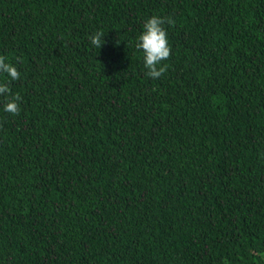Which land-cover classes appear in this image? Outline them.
<instances>
[{"label":"trees","instance_id":"trees-1","mask_svg":"<svg viewBox=\"0 0 264 264\" xmlns=\"http://www.w3.org/2000/svg\"><path fill=\"white\" fill-rule=\"evenodd\" d=\"M0 55V264H264V0H0Z\"/></svg>","mask_w":264,"mask_h":264},{"label":"clouds","instance_id":"clouds-1","mask_svg":"<svg viewBox=\"0 0 264 264\" xmlns=\"http://www.w3.org/2000/svg\"><path fill=\"white\" fill-rule=\"evenodd\" d=\"M165 24L172 26L175 24V21L169 17L151 16L143 22L142 31L134 42L135 49L143 53V64L147 70L146 75L152 79L162 76L168 68L166 63H162L171 54L168 34L164 27ZM104 36L103 32L97 31L89 37L90 43L100 49L105 43ZM0 74H5L8 78L6 82L0 83V97L3 98V110L13 116L19 115L21 111L19 102L22 97L19 93L13 94L9 84L11 81L19 79L20 73L2 55H0Z\"/></svg>","mask_w":264,"mask_h":264}]
</instances>
